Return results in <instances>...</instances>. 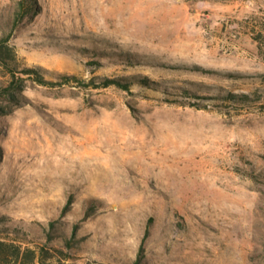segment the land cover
Wrapping results in <instances>:
<instances>
[{
	"label": "rangeland",
	"instance_id": "1",
	"mask_svg": "<svg viewBox=\"0 0 264 264\" xmlns=\"http://www.w3.org/2000/svg\"><path fill=\"white\" fill-rule=\"evenodd\" d=\"M23 1L0 36L55 84L2 102L0 237L37 264H264V0ZM134 76L157 89L97 87Z\"/></svg>",
	"mask_w": 264,
	"mask_h": 264
},
{
	"label": "trees",
	"instance_id": "2",
	"mask_svg": "<svg viewBox=\"0 0 264 264\" xmlns=\"http://www.w3.org/2000/svg\"><path fill=\"white\" fill-rule=\"evenodd\" d=\"M35 6L34 2L24 0L20 6L19 11L23 10H32ZM25 17V16H23ZM19 16L16 17L15 24L19 22ZM10 35H1L0 36V69H3L7 75V80L0 85V117L6 114L5 107L3 105V100L9 101H18L20 94H22L26 89L27 80H35L38 84L41 85H54L55 82L52 80L46 79V74H52L48 70L44 69L41 66L34 67H23L20 68L19 62L17 59V54L14 48L10 45ZM66 80L77 79L74 75H61ZM94 82V79L90 81ZM103 84L97 87H109L117 86L123 90H130L131 86L134 83L144 84L150 88L157 89V82H152L148 78L140 77H118V78H104L102 80ZM185 92V94H192L191 90L188 88H180ZM263 94H260L259 91L254 93H234L229 92L227 96H224V99L232 102H244L249 103L254 100H260ZM217 97V96H216ZM221 97V96H218ZM1 154V147H0ZM53 225V223H52ZM77 231V227L73 229V236ZM43 250V249H42ZM145 255L143 249L138 255V258L134 264H141ZM42 257L39 252L33 248H24L22 244L16 242L13 239H5L0 237V264H37Z\"/></svg>",
	"mask_w": 264,
	"mask_h": 264
}]
</instances>
